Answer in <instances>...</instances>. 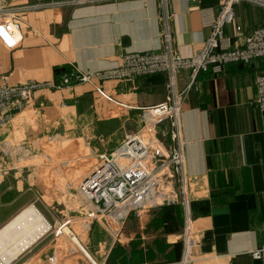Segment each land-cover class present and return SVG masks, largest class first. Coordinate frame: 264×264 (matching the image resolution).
<instances>
[{"label": "crops", "instance_id": "obj_1", "mask_svg": "<svg viewBox=\"0 0 264 264\" xmlns=\"http://www.w3.org/2000/svg\"><path fill=\"white\" fill-rule=\"evenodd\" d=\"M221 1L0 0V6L16 11L23 35L12 49L0 42V85L15 91L0 95V114L10 115L0 126V228L25 207L34 182L44 188L45 176L39 175L44 137L58 129L79 143L70 144V152L109 149L141 125L143 107L166 99L168 75L60 89L49 83L72 65L91 72L118 65L124 51L163 50L166 26L172 48L192 55L209 35ZM235 12L225 27L232 42L237 25L246 33L264 26L260 5L243 1ZM261 72L264 58L229 63L221 70L210 67L199 73L200 88L191 90L184 104L186 169L199 235L188 264H264L251 253L264 245V116L256 102ZM187 79L186 70L178 73L179 86ZM29 86L31 101L19 109L16 104ZM167 126L164 122L159 128ZM184 223L181 204L156 205L142 219L130 217L118 240L93 222L85 243L102 264H177ZM39 239L19 264H34L55 252L53 241L34 248ZM61 264L86 263L70 259Z\"/></svg>", "mask_w": 264, "mask_h": 264}, {"label": "built area", "instance_id": "obj_2", "mask_svg": "<svg viewBox=\"0 0 264 264\" xmlns=\"http://www.w3.org/2000/svg\"><path fill=\"white\" fill-rule=\"evenodd\" d=\"M161 1L166 4L168 0ZM243 1L264 7V0H222L211 20L209 35L192 55H182L172 48L171 33L166 26L164 36L167 46L163 50L124 51L118 65L91 72L72 65L58 81L49 83V86L60 89L85 82L135 81L158 72L168 75L166 99L143 107L141 125L116 140L109 149L96 154L95 163L77 178L74 185L68 183L71 190L69 199L77 196L82 203L73 209L77 211H73L71 216L61 213L54 225L51 224L50 229L54 227L59 235L55 252L34 264H61L70 259H82L86 264H102L85 243L93 222H99L114 240H118L130 217L142 219L146 209L167 203L181 204L185 212L181 234L183 251L177 264L191 261L192 248L199 235L186 169L182 112L189 92L200 88L198 76L201 71L210 67L221 70L229 63H249L264 58V26L246 33L237 25L233 42L225 32L226 25L235 18V5ZM17 18L13 8L0 6V42L9 49L16 47L22 40ZM183 70L188 72V79L181 87L178 73ZM256 87V102L264 116V72L258 74ZM13 92L6 84L0 85V95ZM32 92L33 87H26L16 104L19 109L29 105ZM9 116L6 112L0 114V126ZM164 122L168 126L161 130L159 127ZM251 253L264 263V245L253 249Z\"/></svg>", "mask_w": 264, "mask_h": 264}, {"label": "rangeland", "instance_id": "obj_3", "mask_svg": "<svg viewBox=\"0 0 264 264\" xmlns=\"http://www.w3.org/2000/svg\"><path fill=\"white\" fill-rule=\"evenodd\" d=\"M41 142L43 143L40 146V150H42L45 157L44 160L39 163L41 169L39 175L43 174L46 182L43 183V189L42 187L39 189L37 183L34 182L33 189L27 191L30 199L26 201V204L24 203V206L35 203L51 221L52 225H54L55 218L61 215V213H66L71 216L73 211H77L73 209L80 207L82 203L81 198L71 196L69 199V191L71 190L68 187V183L72 182L74 185L77 178L95 163L97 157L96 154L90 153V151L87 149L85 150L84 147L78 151L70 152V150H68L69 145L74 143V146L78 147L77 144L79 143L61 135L58 129L55 133L44 137ZM24 188H26L25 185ZM53 214L57 216L54 217ZM53 228L54 227L48 230L47 234L39 239L37 246L34 248L49 243L50 241L56 244L59 235L57 236V232ZM30 248L31 246L26 249L24 254H20L17 259L11 263L19 264L18 261H20L22 257L28 256Z\"/></svg>", "mask_w": 264, "mask_h": 264}, {"label": "bare ground", "instance_id": "obj_4", "mask_svg": "<svg viewBox=\"0 0 264 264\" xmlns=\"http://www.w3.org/2000/svg\"><path fill=\"white\" fill-rule=\"evenodd\" d=\"M51 224L34 204L25 206L0 228V264H10L50 230Z\"/></svg>", "mask_w": 264, "mask_h": 264}]
</instances>
